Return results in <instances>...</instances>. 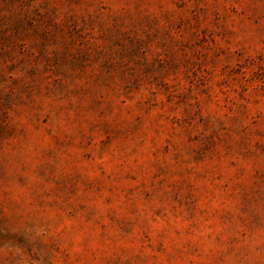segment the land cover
<instances>
[{
	"label": "rangeland",
	"instance_id": "374dc122",
	"mask_svg": "<svg viewBox=\"0 0 264 264\" xmlns=\"http://www.w3.org/2000/svg\"><path fill=\"white\" fill-rule=\"evenodd\" d=\"M0 264H264V0H0Z\"/></svg>",
	"mask_w": 264,
	"mask_h": 264
}]
</instances>
